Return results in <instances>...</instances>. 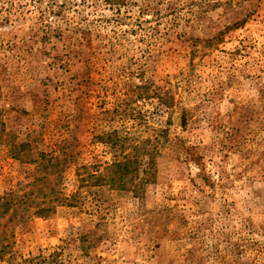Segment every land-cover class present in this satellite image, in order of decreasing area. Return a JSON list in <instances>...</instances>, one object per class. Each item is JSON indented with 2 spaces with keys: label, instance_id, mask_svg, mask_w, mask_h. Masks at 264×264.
<instances>
[{
  "label": "rangeland",
  "instance_id": "374dc122",
  "mask_svg": "<svg viewBox=\"0 0 264 264\" xmlns=\"http://www.w3.org/2000/svg\"><path fill=\"white\" fill-rule=\"evenodd\" d=\"M2 126L0 194L37 175L12 139L64 153L66 195L108 132L156 174L17 225L0 264H264V0H0Z\"/></svg>",
  "mask_w": 264,
  "mask_h": 264
},
{
  "label": "trees",
  "instance_id": "16d2710c",
  "mask_svg": "<svg viewBox=\"0 0 264 264\" xmlns=\"http://www.w3.org/2000/svg\"><path fill=\"white\" fill-rule=\"evenodd\" d=\"M106 1L113 5L124 4L126 0ZM0 134L6 135L3 126ZM99 138L114 149V160L104 166L78 165V187L70 195H66L62 188L64 173L70 162L63 156L64 153L39 150L27 140L8 141L10 155L20 162L36 165L37 175L31 182H21L0 194V261L13 254L17 225L32 217H49L59 205H82L86 199L84 192L88 193L92 188L107 186L111 189L131 190L134 196H141L145 184L156 174V163L152 153L147 152V143L127 144L128 137L119 136L116 132L104 133ZM0 143H3L1 138ZM57 256L55 251L49 258L57 261ZM35 260L38 264H44L48 257L40 255L24 258L15 264H35Z\"/></svg>",
  "mask_w": 264,
  "mask_h": 264
}]
</instances>
